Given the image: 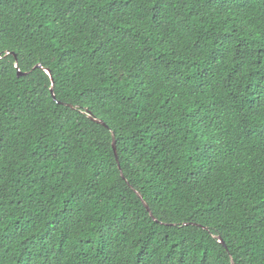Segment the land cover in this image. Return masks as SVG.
<instances>
[{"label": "trees", "instance_id": "1", "mask_svg": "<svg viewBox=\"0 0 264 264\" xmlns=\"http://www.w3.org/2000/svg\"><path fill=\"white\" fill-rule=\"evenodd\" d=\"M0 264H264V0H0Z\"/></svg>", "mask_w": 264, "mask_h": 264}, {"label": "water", "instance_id": "2", "mask_svg": "<svg viewBox=\"0 0 264 264\" xmlns=\"http://www.w3.org/2000/svg\"><path fill=\"white\" fill-rule=\"evenodd\" d=\"M38 68H41V66H37ZM46 73L47 74H49V72L46 70ZM25 74H27V73H25ZM24 73H20V72H18V74H17V76H23V75H25ZM51 94L53 95V90H51ZM54 97V96H53ZM95 122H97V123H100V124H102V125H104L101 121H99V120H94ZM112 147H113V150H114V154H115V156L117 157V154H116V148H115V141L113 140V142H112ZM138 195V194H137ZM142 200V199H141ZM142 203H143V205H144V207L146 208V210L147 211H149V208L147 207V205L142 201Z\"/></svg>", "mask_w": 264, "mask_h": 264}]
</instances>
